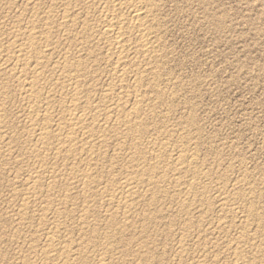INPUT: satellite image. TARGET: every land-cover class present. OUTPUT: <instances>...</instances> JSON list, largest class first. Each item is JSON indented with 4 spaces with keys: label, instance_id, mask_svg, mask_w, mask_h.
Instances as JSON below:
<instances>
[{
    "label": "bare ground",
    "instance_id": "1",
    "mask_svg": "<svg viewBox=\"0 0 264 264\" xmlns=\"http://www.w3.org/2000/svg\"><path fill=\"white\" fill-rule=\"evenodd\" d=\"M55 1L56 2H54L50 8L60 9V14L59 15H52L51 12L49 11V12H46L47 13L46 17L43 20H41L43 17L40 18V15H41L40 13H33V15L31 16L32 17L31 21L26 23V26L24 27L25 30L22 33L23 39H20V38H22L21 33H20V34L15 35V36L13 35L14 37H11V38L9 37L6 40L7 46H5V47L7 48V51H9L8 53H10L9 54L10 56L8 55L5 58L6 60H4V63H2L3 62V60H2V62H1L2 64H0V101L4 102L3 104H7L8 101H10V103H11L12 94H11V92H9L7 90L8 86L5 82H3V80L8 81L9 79H14V81H17V83L19 84L18 86L20 88L19 92H20L21 97L28 104V106L25 108V114H26V118H27L26 122L28 123V126H27V128L24 127V129L26 128V131H25L26 139L23 142L22 141L19 142L20 140H15V138L14 139L10 138L11 136L13 137V134H11L10 137L9 136L7 137L6 134L5 135L3 134V133H5L4 131L9 128L11 122L9 123L10 118L9 117H8L9 119L7 118V116H8L7 110L6 109L4 110V108H1L2 105L0 106V142H5L8 144L13 143V146H14V144H16V146L19 147V148L18 147L17 148L20 149L21 154L27 155V157L29 156L28 158L34 159L36 162L35 166L29 171V173L27 175V179L25 180V182L23 184L25 189L24 190L20 189V190H22V192L21 193L19 192L18 194L16 191H13L16 187L12 190L15 197L18 196L19 199L21 198L19 200V201H21L20 202L21 205L19 207L20 208L19 219L22 222L20 225H21V227L25 228V226H27L29 224V222H31L30 220L33 219L32 217L34 215L38 218V220L49 221V225H50L49 230H47V232L43 236L39 235L40 236V238L38 240L39 245H37V246L34 245L35 241H33V243H31V244H33V245H31L32 246L31 251H33V254H31L32 255L31 259H28L29 257H27V259H28L27 264H125V262H128L127 264H137V263H141V261L144 264H152L153 263L152 261H154L152 259H153V257L155 258V256H156V255L154 256V253H155L154 249H153V256L152 257H151V255L150 256L149 255L148 256L143 255L142 252L140 251L142 249H140L139 247L138 248L140 250H137V251H135L136 249L132 250V247H135L138 244L139 240L136 239L137 237L135 238L136 242H137L136 245H134L135 243L133 244V242L135 241L134 239H133L134 241L133 240L130 241L131 238L129 240H126L125 242L123 241V243L120 242L124 245V246H122L123 247L122 249L124 250V253L122 252V254L125 255L124 257L127 258V261L120 258V259H122V263H120L121 262L120 260H119L120 262H118V261L114 262L113 261L114 255L118 254L116 251L121 250V249H118L119 248L118 246H117L118 248H116L115 247L116 244H114V243H116V241H118L117 238L119 239V237L125 238L124 233L128 230V228L130 229L132 227L133 216L135 214L137 215V211H138L139 206L141 204L144 208H146L148 210L147 212L149 213L147 215L143 214L144 215L142 218L143 223H142V227H141L143 233L149 232L148 227H150L151 224H154L153 222H156V219L160 216L159 214H162V213H163V215L165 214L164 213L165 211L163 210V208L160 207L161 206L160 202L163 199L167 200L168 198L172 197L170 192L169 191L167 192V189H165V187L168 188L167 186L169 185L171 180L167 186H164V184H163L164 182H166V178H165V181L163 180V178L165 176L166 177L168 176V175H166L167 172L165 173L166 167H169L170 164L173 165L172 170H173L174 178L176 177L175 180H178L177 183L175 182V184L177 185L176 188H178L179 186L181 187L182 185H185V187L182 186V187H184L182 190L178 189L177 190L178 192L175 193V194H178V196L180 195L179 197L176 198V200L179 199L177 201L178 202L177 206L179 208V211H181L180 213H182V212L189 213L186 211H188L189 208H191L192 206L197 205V204H194L196 202V200H198V202L200 201L202 203V205H200L198 208L200 211L204 210V209H206V211H208L211 208V200H210L211 198H209L210 196L208 197L209 193L207 191L208 186H210V185H208L207 187L203 186V188H202L203 191H201L202 185L197 183L198 182L197 180H199V178L202 177V174H201V172H199L200 168L198 170L199 166L197 164V162H198L196 160L197 158L195 159V156H196V155H194L195 152L192 153L193 151L191 152V150L188 149L191 147H187L186 146L187 144L185 145L184 143L181 142L182 146H183V144L185 146H183V148H181V149L179 148L180 150L177 149L178 150L177 153L175 155L172 154L174 156H172V155L169 156L170 155L169 153H167V154H169V155H167V154H165V151L163 152L162 150L165 149V147L167 146V143H168L167 141L170 138L157 136L156 139L153 141L154 143L152 142L153 143L152 148H154V146H156V148H158L157 149L158 154L156 152L157 155L152 156L155 158H153V159H152V157H151V159L149 158L151 160V163H148L150 160L147 161L148 156L146 158V155L144 154V151L142 150V149H144L141 145V143L143 141L142 139H144L149 134V131H148L149 127H148V125L147 126L145 125V123H147V121H148V119H146V116H148L149 114L148 115L146 114V116H145V119L147 121L146 120H145L146 122L143 121V116H144V113L146 111L144 109L145 102L149 103L148 100L147 101L145 100V99H147L145 96V93L148 92V91H146V89H147L146 87H147V85L150 84V83H148V84L146 83L147 85L145 84V82H147L149 80V79L147 80L146 77L150 74H151V76L154 75V77H152V78H155V79H157L158 76H161V75L157 76V67L156 66L155 67L153 66L154 68L151 67V64H152L151 59L158 56L157 54L161 50L162 45H163L161 42V39L159 37L160 33H158V32H160V27H159V24H158L157 19H156V12H158L159 3H157L158 2L157 0H55ZM23 2H24V0H23ZM13 3H15V2H13ZM21 3H22V1H21ZM28 5L31 7L32 10H35V9L37 10V8L40 10L39 5H41V0H31V1H29ZM48 7H46V8L48 9ZM24 8H25V6H24ZM41 12H42V14L45 13L42 10H41ZM45 14H44V16H45ZM18 29H19V27H18ZM54 29L55 30L57 29L56 32L63 31L65 33L64 35L66 38L65 39L66 42H68L70 44V46L73 47V49L75 47L76 51L78 52L77 56L75 54L76 52L74 53V55L76 57L71 58V57H69L70 55L69 56L67 55V56L63 57V59L61 58L62 60L59 62V66L57 68L58 71L56 73L53 72V71H55V69H53V70L51 69V71H49L48 69L46 70V65L49 63V62L47 63L46 59L47 58L49 59L48 55L51 52L53 53L54 45L56 43L55 38H54V36H55L54 33H56V32H54L55 31ZM56 34H58V33H56ZM19 35H20V37H19ZM57 39H58V37H57ZM41 44H42V46L45 44L44 50H43V47H41ZM100 46H104V48H106V52L109 51V54H111L110 52H112L115 55L116 63H114L113 64L114 66L113 65L112 66H113V69L115 71L114 75L117 74V76L115 77V78H117L116 81H117V83L119 82V84H120L118 94H116V92L114 90H108V89L104 93L103 99H105V101L107 103L109 102L110 104L108 105V107H106V108L104 107V111L102 109L103 113H101L102 111H100V108H99L102 106L95 105V103H94L95 101L93 102L92 96H90L91 93L94 92V90L92 92V88L93 87L95 88V86H94L95 84L93 83V79H94L92 77L93 75L91 74V77L93 78L92 80L89 77L90 75H88V73H89L88 69L93 68L94 66L96 67V65H98L97 61L99 60V58L97 57L98 60L96 59V56H94L93 51H95L99 48L103 49V47H100ZM3 47H4V45H3ZM100 51H102V50H100ZM57 52H59V51H57ZM65 52H67V51H65ZM82 52H85L86 54L82 55L83 54ZM98 53H100V52H98ZM98 55H99V57H103V56H100V54H98ZM51 56H52V54H51ZM51 59H53V57ZM109 59H114V58H111V55H110ZM155 59H157V58H155ZM104 60L107 61L108 59H105V57H104L103 61ZM149 60H151V62H149ZM100 62H102V61H100ZM100 62H99L98 66H102V65H100ZM111 62L112 61H110V64L108 66H111ZM137 62H141V63L144 62L145 64L143 66L141 63H139L143 67H137L136 69L133 66V68L135 69L133 72H131L133 74L129 75L130 72H128L129 74H127L125 72L126 71L125 68H128L127 67L128 64L130 65V63H133L135 65V64H137ZM105 63L106 62H104V64ZM56 64L58 65L57 62H56ZM51 67L53 68V66H51ZM54 68H55V66H54ZM129 68H131V67L129 66ZM90 70H92V69H90ZM130 71H132V69H130ZM94 73H95V71H94ZM96 73H98V72H96ZM94 77H96V76H94ZM114 79H112V81ZM158 80L159 79H157V81ZM153 81H154V79H153ZM52 82L55 83V85H56L55 87L53 84H51ZM100 82H102V81H100ZM113 82H115V80ZM150 82H151V80H150ZM117 83H115V84H117ZM157 83H155L156 86L158 85ZM129 84L132 85L131 86V88L133 89V90H131L132 94H129V92L127 93V92H125L126 90L125 91L123 90V89H125V85L130 86ZM153 84L154 83H151L150 85H153ZM155 84H154V86H155ZM154 86H152L153 89H154ZM150 87H148V88H150ZM100 88H102V87H100ZM126 88H127V86H126ZM131 88H128V90H130ZM156 88L158 89V87H156ZM110 89H111V87H110ZM162 89H164V88H162ZM151 92H153L152 89H151ZM100 94H102V92H100ZM157 94L159 95V92ZM146 95H148V94H146ZM13 96H15V95H13ZM144 96H145V99H144ZM12 100H14V99H12ZM99 100H102V99L99 98ZM100 103H103V102H100ZM152 107H154V106H152ZM155 107H156V105H155ZM150 108L151 107H149V109ZM151 114H152V112H151ZM7 119H8V121H7ZM150 119H152V118H150ZM191 119L193 122V118H191ZM8 123H9V125H8ZM163 125H164V123H163ZM163 127H165V126H163ZM8 130L13 131V128L8 129ZM15 131H17V130H15ZM15 131H13V132H15ZM107 131H108V133L105 134V132H107ZM9 132H11V131H9ZM166 132H167V130H166ZM188 132H190V129ZM168 133H169V130H168ZM173 133H174V131H173ZM190 134H191V132H190ZM109 137H110V140L117 143L121 149H126V147L128 145H130L129 147H131V149L129 148L130 151H129V153H127L126 156L121 152V150H120V152L116 151L113 154L111 161L109 162L110 164H107L106 167H109L108 165H110V169H111L114 165H117V163L122 162L123 159H127L128 160L127 163H129L131 165V167L129 165V168H128L129 170L127 169V171L125 172V175L122 176L123 181H121L119 183V185H117V184L120 181V179L117 178L119 180L118 182L114 179H111L110 180V186H108L109 189L106 187L109 190L108 193L103 194L102 191H100L101 186L99 183L103 182L102 177H104L105 174L103 172L101 173L99 171V169H98V171H95V170H96V167L101 162L104 163L108 157L107 153L104 150H106L107 147H110L109 146L110 140L108 139ZM186 137H187V135H186ZM182 139H183V137H182ZM198 142H199V140H198ZM143 143H144V141H143ZM111 147H112V145H111ZM146 147L148 149V146H146ZM179 147H181V144L179 145ZM177 148H178V146H177ZM185 148L188 150H186ZM192 150H194V149H192ZM13 153L11 150H5V149H4V151H0V164L5 160L11 159L13 157ZM18 153H19V151H18ZM154 153H155V151H154ZM18 159H19V157H18ZM18 159L16 158V160H18ZM12 160H13V158H12ZM69 160L70 161L76 160V162H77V160H80L81 166L76 165L77 167H72V168L70 166L69 167V169L71 168V172L69 171L70 176H68V178H66V180L64 182V181L59 180L58 177L54 175L55 166L52 165V162L53 161H56V162L60 161L61 165L62 164L66 165V162H68ZM218 160H220V159H218ZM56 162H55V164H56ZM76 162L73 161L72 162L73 165ZM69 163H71V162H69ZM69 163H68V165H69ZM59 165H56V166H59ZM94 166H95V170L92 169ZM202 167L203 166H201V169H202ZM242 167H243V165H242ZM115 168H117V167H115ZM169 168H171V167H169ZM123 169H124V167H123ZM238 170H239V168H238ZM105 171H106V169H105ZM111 171H113V173L115 172L114 170H111ZM170 172H171V170H170ZM15 173H17V172H15ZM108 173H110L109 175L112 174L111 172H108ZM108 173H106V174H108ZM164 173H165V176H164ZM184 175L185 176L187 175V177L190 178V180H189L190 182L183 181L181 183V181H180L181 177H184V179H182V180L188 179ZM208 175L210 177V174H208ZM6 177L8 178V176H6ZM18 179H19V177H18ZM169 179H171V178L169 177ZM242 179H243V177H242ZM1 182L2 181H0V183ZM61 183L62 184L65 183L66 185L63 186L64 185L63 184L62 185L63 187H61ZM7 184H9V183H7ZM201 184H204V181ZM72 185H73V187H72ZM8 186H10V185H8ZM75 186H76V188H75ZM173 186H174V184H173ZM237 186H238V184H237ZM237 186L235 185V189ZM243 186H245V185H243ZM260 186H261V184H260ZM230 188H231V186H230ZM242 188H244V187H242ZM246 188H247V186H246ZM75 190L79 191V193H82L83 199L82 198L81 199L83 200V202L85 204V207H84V205H82L84 208L81 209L82 210L81 212H79L80 215L77 214L80 216V219L82 220V221H80L81 223H79V222L78 223L82 225V226H80V227H82V228H80V231H82L81 233L84 235L83 237H81V239H80V237H78L79 241H76V240L74 241L73 238H71L69 236L72 234L71 232H70L71 234L69 233V235H68V230H67L66 225H65V223L66 224H68V223L64 222L65 221L64 218H66V216L68 215L67 212H69V210H70V209L68 210V208H69L68 206L70 205V203H71V205L73 203L72 201H73L74 196H75V195H73V191H75ZM144 190L148 191L149 193L148 192L143 193ZM170 191H171V189H170ZM239 191H241V190H239ZM245 191L243 190V192H245ZM92 192L93 193L95 192L94 194L97 193L95 197L91 195ZM104 192H106V191H104ZM223 192L227 194V192H225V191H223ZM232 192H233V194H232L233 196L231 195V198L233 197V200L230 199L231 201H233L232 203H229L226 199H224V198L228 197V196L223 197L225 194L224 195H218L219 197L220 196L223 197L220 200L218 199L219 200V202H218L219 203V210L223 214L230 213L232 210H234L235 209L234 206L237 203L236 201H239L240 199L243 198V196H242L243 194H240V192H237V191H232ZM60 193H62V194H60ZM246 193H247V191H246ZM248 193H250V192L248 191ZM13 194H12V196H13ZM57 195H59V196L61 195V197H60L61 200H58V201L56 200V199H59V197L57 198ZM18 197H16V198H18ZM248 197H249V195H248ZM6 198H8V197H6ZM39 198H40V201L42 200L41 201L42 204L40 203L41 206H36V204H37L36 201ZM250 198H248V200H250ZM8 199H10V198H8ZM99 200H102V201L104 200V202H106L104 204H106L107 209L103 208L104 210H106V213H103V215L106 214L105 216H102V209H100L98 211L96 210V204L98 203ZM57 202H59V203H57ZM240 202H241V200H240ZM244 202H245V200H244ZM250 202L253 203L252 200ZM43 204H44V206H43ZM237 204H240V203H237ZM242 204H243V202H242ZM73 205H74V203H73ZM76 205H74V206H76ZM97 205H99V204H97ZM254 205H252V206H254ZM240 207L241 206H239V208ZM73 208L71 210L72 212L74 210ZM243 208H244V206H243ZM97 209H98V206H97ZM146 209H144V210H146ZM240 209H238V210H240ZM241 210H243V209H241ZM244 210H245V208H244ZM99 211H100V213H99ZM257 211H258V209L256 207L255 208L250 207L248 210H245L246 214H244L245 216L243 217V222L245 224H244V226L242 225L243 227L241 228V232L239 234L240 236L238 238H236V240L234 239V241L229 242V243H231L230 244V250L232 252L231 253L232 259L230 262H228V264H252V262H255V260H261L264 258L262 256L261 257L258 256V258H257V256H255V250H256V248H259V247H257L258 242L256 241L255 238L251 237L248 234V231H250V229L248 227H250L254 223L255 224L257 223L259 225L263 223L264 218H262V217L260 218V215H258ZM71 213H70V215H71ZM233 213H234V211H233ZM70 215L68 218H71ZM74 215H76V214H74ZM138 217L139 216H137V218ZM98 218H102V219H100V221H99ZM190 218H192V217H190ZM225 218L228 219V217H226V216H225ZM229 218H230V215H229ZM200 220H202V219H200ZM98 221H99V223H98ZM102 221H104L103 226H98L97 224H100V222H102ZM26 222H28V224ZM201 222H204V221H201ZM39 223H40V221H39ZM41 223L43 224V222H41ZM134 223H137V222H134ZM200 223H198L199 226H201ZM171 225H173V222L171 223ZM194 225L195 224H193L190 220H186L185 225H184L186 228H183L184 231L182 233L180 232L181 234H179V236H178V244H176V245H179V249H180L181 253H184L185 251L188 252V248H187L188 243H189L188 240L190 241V239H192L194 237V232H193V230H191L194 227ZM216 225H218V228H223V229L224 228L228 229V227L230 228V226L227 227V222H224V220L219 221L218 224H216ZM43 226H45V225H43ZM46 226H47V224H46ZM17 227H18V225H17ZM41 227H42V225H41ZM77 228L79 230V227H77ZM216 229L217 228H215V230ZM152 230H151V232H152ZM203 230H205V229H203ZM19 232H20V229L17 233L19 234ZM128 232H130V230L127 231L126 233H128ZM142 232L138 233V234H143ZM205 232H207V230H205ZM198 233H199L198 236H201L200 235L201 231ZM13 234H14V232H13ZM35 235H37V234H35ZM145 235H147V234H145ZM141 236L142 235H140V237ZM170 236L172 237V235H170ZM195 236H196V234H195ZM262 236H263V234H262ZM9 237H10V235H9ZM18 237L20 238V235ZM131 237H132V235H131ZM148 237H149V234H148ZM3 238H1V239H3ZM146 239L147 238H145V241L147 242ZM196 239H197V237H196ZM254 239H255V242H254ZM140 240H142V238ZM192 241L194 242V239ZM4 242H5V240H3V243L1 242L2 243L1 245H3ZM259 242H261V241H259ZM12 243H13V241H12ZM118 243H119V241H118ZM261 243L263 245L264 242H261ZM5 244H6V242H5ZM141 244H142V242H141ZM194 244H196V243H194ZM197 244H198V242H197ZM145 245H147V244H145ZM149 246H151V245H149ZM193 246H195V245H193ZM6 247H7V245H6ZM218 247H221V246H218ZM120 248H121V246H120ZM149 248H151V247H149ZM179 249L177 251H179ZM259 250H260V248H259ZM263 250H261V251H263ZM4 251H6V250H4ZM96 251L99 254V255H97V253H95L96 256H98V258L97 259L95 258L96 260L95 261L93 260L94 262L93 261L91 262L90 261L91 257L88 258L89 257L88 255L90 253L92 254L93 252H96ZM261 251H259V252L262 253ZM144 252H145V247H144ZM202 252H204V251H202ZM223 252H225V251H223ZM0 254H2V253H0ZM119 254H121L120 251H119ZM150 254H152L151 251H150ZM94 255H92V256H94ZM207 255H208V253H207ZM207 255H206V257H207ZM188 256H190V255H188ZM3 257L4 256H2V258ZM118 257H120V256L117 255V258ZM128 257H130V259H132V260L130 261L128 259ZM217 257H219V255ZM93 258L94 257H92V259ZM181 258H183V257L181 256ZM229 258H230V256H229ZM0 259H1V257H0ZM157 259H159V257ZM2 260H4V259H2ZM158 261L155 263H159ZM174 261H175V258H174ZM183 261L184 260H182L180 262L183 263ZM24 262H26V260ZM167 263L169 264L168 261H167ZM206 263L201 260V261H197L196 263H193V264H206ZM210 264H212V263H210Z\"/></svg>",
    "mask_w": 264,
    "mask_h": 264
},
{
    "label": "rangeland",
    "instance_id": "2",
    "mask_svg": "<svg viewBox=\"0 0 264 264\" xmlns=\"http://www.w3.org/2000/svg\"><path fill=\"white\" fill-rule=\"evenodd\" d=\"M21 1H22V3H21ZM29 1H31V0H27V1L24 0V2H23V0H16V1L15 0H0V37H1L0 38V42H1L0 43V64L4 63V60H6L5 58L10 54V53H8L9 51H7V48L5 47V46H7L6 40L9 37L10 38L14 37L15 35H18L20 33L22 36V33L25 30L24 27L26 26V23L31 21V18H32L31 16L33 15V13H40L41 14L40 18L43 17L41 20H43L46 17V15H47L46 12H49V11L51 12L52 15H59L60 14V9L54 8L55 9L54 10V9L50 8L52 6V4L54 2H56L55 0H45V1L41 0V5H39L40 10L38 8H37V10L36 9L32 10L31 7L28 5ZM157 1H158L157 3H159V8H158V12H156V19H157V22H158L159 27H160V32H158V33H160L159 37H160L161 42L164 46L162 45L161 50L157 54L158 56L155 57L157 59L152 58L151 59L152 62H151V60H149V62L152 63L151 67H153V66L157 67V76L158 75H161V76H158V78H157V79H159L158 81H157V79L152 78V77H154L153 74H152L153 76H151V74H150L147 76L148 78L146 77V79L147 80L149 79V80L148 81L146 80L147 82H145V84L146 83L147 84L148 83H150V84L154 83L155 84L158 82L157 83L158 85L156 86V84H155V86H154V84L153 85H150V84L147 85L146 84L147 85L146 88L148 89V90L146 89V91H148V92L145 93V96L147 99H145V96H144V99L146 101L148 100L149 103L145 102L144 109L146 111L144 110L145 113L143 116V121L148 119V121L146 120L147 123H145L146 121L144 123L146 126L148 125V127H149L148 128L149 134H148V136H146L147 138L145 137L144 139H142L144 141V143L141 140L142 141L141 145L145 149V150L144 149H142V150L144 151L146 158L148 156L147 161L150 160L152 156H156L158 154V151H157L158 148H156V146H154V148H152V146L154 143L153 141L156 139L157 136L170 138L167 141L168 142L167 146L168 145L169 146L168 147L166 146L165 149L162 150L163 152L165 151V154L169 153L170 155L167 154L169 156H171L172 154L175 155L178 151L177 149L183 148V146H185L186 144H187L186 145L187 147H191L188 149L191 150V152L193 151L192 153L195 152V154H194V155H196L195 159L197 158L196 160L198 161L197 164L199 166L198 170L200 168L201 171L199 170V172H201V174H202V177L199 178V180H197L198 182L197 181L196 182L199 183L200 185H202L201 189L203 188V186L207 187L208 185H210V186H208V190H207L209 194L208 193L207 194H208V197L210 196L209 198H211L210 199L211 200V208L208 211H206V209L200 211L198 208L200 205H202V203L200 201L198 202V200H196V202L195 203L193 202V203L197 204V205L192 206L191 208H189L188 211H186L189 213H185V212L180 213L181 211H179V208L177 206V203H178L177 201L179 199L176 200V198L179 197L180 195L178 196V194H175V193L178 192L177 191L178 189L182 190L185 187V185H182L184 187L179 186L180 188L179 187L176 188L177 185L175 184V182L177 183L178 180H175L176 177L174 178V174H173V170H172L173 165L170 164L169 167H171V168L166 167L165 173L167 172L166 175H168L171 179H169L168 176L166 177L165 173H164L165 177L163 178V180L165 181V178H166V182H164L163 184H164V186H167L171 180V182H170L171 184L169 183V185L167 186L168 188L165 187V189H167V192L168 191L170 192L172 197H170L171 199L168 198L167 200L163 199L160 202V204H161L160 207L163 208V210L165 211L164 212L165 214L164 215H163V213L159 214L160 215L158 217L159 219L157 218L156 222H153L154 224H151L150 227H148L149 232L143 233L142 228H141L142 223H143L142 218L145 214L147 215L149 213L147 212L148 210L146 208H144L141 204L139 206L138 211H137V215L135 214L134 215L135 217L133 216L132 227L130 229L128 228V230H127V231L130 230V232L126 233L127 232L126 231L124 233L125 235L123 234L125 236V238L119 237V239L117 238L119 243H118V241H116V243H114V244H116L115 247L116 248L119 247L118 249H121V250L116 251L118 254L114 255L113 261L114 262H117V261L120 262L121 261L120 263H122V259L127 261V258L124 257L125 255L122 254V252L124 253V250L122 249L123 248L122 246H124V245L122 243H123V241L125 242L126 240H129L131 238L130 241L133 239L135 240V241L133 240L134 241L133 244L135 243L134 245L137 244L136 239L139 240L138 244L135 246L136 248L132 247V250L136 249L135 251H137V250L142 249L143 251L142 250H140V251L142 252L143 255H147V256L151 255V257H152L153 256V249H154V252H155L154 256L155 255L156 256H155V258L153 257L152 260H154V261H152L153 262L152 264H168L167 261L169 262V264H193V263H196L197 261H201V260L204 261L205 263L207 262L206 264H210V263H212V264H216V263L217 264H228V262H230L232 259L231 258L232 252L230 250V244L231 243H229V242L234 241V239L236 240V238H238L240 236L239 234L241 232V228L245 224L243 222V217L245 216L244 214H246L245 210H248L250 207H254V208L256 207L258 209L257 212H258V215H260V218L261 217L264 218V182H263L264 181V0H157ZM13 2H15V3H13ZM24 6H25V8H24ZM46 7H48V9ZM41 10L46 13V14L44 13L45 16H44V14H42ZM18 27H19V29H18ZM56 30L54 32H56ZM56 33H58V34H56ZM56 33H54V35H55L54 38H55L56 43L54 45L53 53L51 52L48 55L49 59L48 58L46 59L47 63L49 62L46 65V70L48 69L49 71H51V69L52 70L55 69V71H53L54 73H56L58 71L57 68L59 66V62L63 59V57L70 55L69 57L72 58V57H76L78 55L76 48L74 47V49H73V47L70 46V44L68 42H66V40H65L66 38L64 35L65 33L63 31L56 32ZM19 37H20V35H19ZM57 37H58V39H57ZM20 39H23V36ZM3 45H4V47H3ZM44 46H45V44L43 46L41 44V47H43V50H44ZM100 47H103V49L99 48L93 52H94V56H96V59L98 60V58H99V60L97 61L98 65H99V62L102 61V62H100V65H102V66L96 65V67L94 66L93 68H90L92 70L88 69V72H89L88 75H90L89 77L91 80L94 78L93 83L95 84V85L93 84L95 86V88L94 87L92 88V92L94 90L95 93L94 92L91 93L90 96H92V99H93V100L92 99L91 100L93 102L95 101L94 102L95 105L102 106V107H99L100 111H102V109L104 111V107L106 108L110 104L109 102L107 103L105 101V99H103L104 93L108 89V90H114L116 92V94H118L120 84H119V82L117 83V81H116L117 78H115L117 76V74L115 73L116 75H114L115 71L113 69V66H114L113 64L116 63L115 55L112 52H110L111 54H109V51L106 52V48H104V46H100ZM100 50H102L103 52ZM57 51H59V52H57ZM65 51H67V52H65ZM98 52H100V53H98ZM74 53L76 54V56L74 55ZM82 53H81L82 55L86 54L85 52H82ZM51 54H52V56H51ZM98 54H100V56H103V57H99ZM110 55H111V58H114V59H109ZM52 57H53V59H51ZM104 57H105V59H108L107 60L108 62L105 60L103 61ZM2 60H3V62H2ZM109 60L112 61L111 62V66L113 65L112 67L108 66L110 64ZM55 61L58 63V65L56 64ZM104 62H106V63L104 64ZM139 63H141V62H137V64H135V65L133 63H130V65L128 64L127 67L129 68V66H130L131 68H129V69L125 68V70H126L125 72L127 74H129L128 72H130L129 75H131V74H133L131 72H133L137 67H143L145 64L144 62H142L141 63L143 65L142 66ZM154 63L155 64L157 63V64L155 65ZM50 65L53 66V68ZM54 66H55V68H54ZM133 66L135 69L133 68ZM130 69H132V71H130ZM94 71H95V73H94ZM96 72H98V73H96ZM91 74L93 75L92 76L93 78L91 77ZM94 76H96L97 78ZM112 79H114L115 82H113L114 80L112 81ZM153 79H154V81H153ZM150 80H151V82H150ZM100 81H102V82H100ZM3 82H5L7 84V86H8L7 90L9 92H11L12 98H11V103H10V101H8L7 104H3L4 102L0 101V103H1L0 106L2 105L3 107L1 106V108H4V110L6 109L8 112L7 118L9 117L10 118V119L8 118L9 123L11 122L8 129L13 128V131L17 130L15 132H13L12 130L6 129L4 131L5 133H3V134L4 135L6 134L7 137L8 136L10 137L11 134H13V137L11 136L10 138H13V139L15 138V140H20L19 142H21V141L23 142L26 139L25 131H26V128L28 126V123L26 122L27 118H26V114H25V108L28 106V104L20 95V92H19L20 88L18 86L19 84L17 83V81H14V79H9L8 81L3 80ZM55 83L52 82L51 84H53L55 87L56 86ZM115 83H117V84H115ZM126 86H127V88H126ZM131 86L132 85H130V86L125 85V89H123V90L124 91L126 90L125 92H127V93L129 92V94H132L131 90H133V89L131 88ZM152 86H154V89ZM100 87H102V88H100ZM110 87H111V89H110ZM148 87H150V88H148ZM156 87H158V89ZM128 88H131V89L128 90ZM162 88H164V89H162ZM151 89L153 90L154 93L151 92ZM157 91L159 92V95L157 94L158 93ZM100 92H102V94H100ZM146 94H148V95H146ZM13 95H15V96H13ZM99 98L102 100H99ZM12 99H14V100H12ZM100 102H103V103H100ZM155 105H156V107H155ZM152 106H154V107H152ZM149 107H151V108L149 109ZM103 111L101 113H103ZM151 112H152V114H151ZM146 114L147 115L149 114V115L146 116ZM145 116H146V119H145ZM150 118H152V119H150ZM191 118H193V122H192ZM8 119H7V121H8ZM9 123H8V125H9ZM163 123H164V125H163ZM163 126H165V127H163ZM24 127H26V128L24 129ZM189 129H190L191 134H190V132H188ZM166 130H167V132H166ZM168 130H169V133H168ZM9 131H11V132H9ZM173 131H174V133L175 132L176 133L174 134ZM106 133H108V131L105 132V134ZM186 135H187V137H186ZM182 137H183V139H182ZM108 139L110 140V137ZM198 140H199V142H198ZM109 142L111 143V144L109 143L110 147H107L106 150H104L108 156L106 161L104 160L105 161L104 163L101 162L96 167V170H95V166L92 168L95 171H98V169H99V171L101 173L103 172L105 174V176L102 177L103 180L101 179L103 182L99 183L101 186L100 191H102L103 194L108 193V191H109L108 186H110V180L111 179H114L117 182L119 181L118 179H120V181L118 182L117 185H119V183L121 181H123L122 176L125 175V172L127 171V169L129 168V165H130L129 163H127L128 162L127 159H123L122 162L117 163V165H114L112 167L113 169L112 168L110 169V165H108L109 167H106L107 164H110L109 162L111 161V158L116 151L120 152V150H121V152L126 156L127 153H129V151L131 149V147H129L130 145H128L127 146L128 148L126 147V149H121L120 146L117 143H115L114 141L110 140ZM181 142L184 143L185 145L183 144V146H182ZM11 144H8L5 142H0V151H4V149H5V150H11L12 153L14 152L13 157H12L13 160L11 158V159L3 161L0 164V171H1L0 172V181H2L0 183V200H1L0 201L1 202L0 203V213H1L0 214V236H1L0 237V246H1L0 247V253H2V254H0V257H1L0 264H27L28 259H31V256H32L31 254H33V251H31L32 250L31 245H33V244H31V243H33V241H35L34 245H36V246L39 245L38 240H39L40 236H43L47 232V230H49L50 225H49V221L38 220V218L35 215L32 217L33 219L30 220L31 222H29V224H28V222H26L28 224V225L26 224L28 227L25 226V228H24V227H21V225H20L22 223L19 219V214H20L19 213L20 212L19 207L21 205L20 204L21 201H19V200L21 198L19 199L18 196H16V197H18V198H16L13 194V191H16L18 194L19 192L21 193L22 190L25 189L23 184H24L25 180L27 179V175H28L29 171L35 166L36 162L34 159L28 158L29 156L27 157V155L21 154L20 149H18L19 147L16 146V144H14V146H13V143H11ZM180 144H181V147H179ZM111 145H112V147H111ZM145 145L148 146V149ZM177 146H178V148H177ZM188 149H186V150H188ZM192 149H194L195 151ZM18 151H19V153H18ZM154 151H155V153H154ZM156 152H157V154H156ZM174 155H172V156H174ZM18 157H19V159H18ZM16 158L19 161L16 160ZM153 158H155V157H152V159ZM218 159H220V160H218ZM73 161L76 162V160H71V161L69 160L68 162H66V165L62 164L63 166L61 165L60 161H57V162L51 161L52 165L55 166L54 175L57 176L59 180L65 182L66 178H68V176H70L69 171L71 172V168L77 167L76 165L81 166L80 160H77V162L74 165L72 163ZM55 162H56V164H55ZM69 162H71L72 164ZM68 163H69V165H68ZM148 163H151V160ZM56 165H59V166H56ZM242 165H243V167H242ZM70 166H71V168L69 169ZM201 166H203L202 169H201ZM115 167H117V168H115ZM123 167H124V169H123ZM130 167H131V165H130ZM238 168H239V170H238ZM105 169H106V171H105ZM111 170H114L115 172L113 173V171H111ZM170 170H171V172H170ZM107 171L111 172L112 174L109 175L110 173H108ZM15 172H17V173H15ZM106 173H108V174H106ZM208 174H210V177ZM6 176H8V178ZM17 176L19 177V179ZM185 177L188 179L182 180V179H184V177H181L180 178L181 180L179 179L181 181V183L183 181L190 182L189 181L190 178L187 177V175ZM242 177H243V179H242ZM203 181H204V184H201V183H203ZM7 183H9V184H7ZM172 183L174 184V186ZM236 183L238 184V186ZM63 184L61 183V187L66 185L65 183H63ZM242 184L245 186H243ZM260 184H261V186H260ZM8 185H10V186H8ZM235 185L237 186L236 189L238 188L241 191H239L238 189L236 190ZM230 186H231V188H230ZM241 186L244 188H242ZM246 186L248 189L246 188ZM72 187H73V185H72ZM75 188H76V186H75ZM20 189H22V190H20ZM170 189H171V191H170ZM243 190L244 191L246 190L247 193H246V191L243 192ZM75 191H73V195H75V196H74V199L72 202L74 203V205H76V204L77 205L74 206L73 203H72V205L70 203V205L68 206L69 207L68 210L70 209L69 210V212H70L72 210V208L74 207L73 212L71 211L73 214L70 212L71 213V215H70V213L67 212L68 215L66 216V218H64V220H65L64 222L68 223V224L65 223L66 228L68 230V235L71 232L72 234L70 233L71 235H69V236L71 238H73L74 241L75 240L79 241L78 237H80V239H81V237L84 236L81 233L82 231H80V228H82L80 226H82V225L79 223H81L80 221H82V220L80 219L79 212L82 211L81 209H83L85 207V204L82 200L83 199L82 193H79V191H76V192ZM104 191H106V192H104ZM201 191H203V189ZM223 191L227 192V194L224 193ZM232 191L240 192V194H243L242 195L243 198L240 199L241 202H240V200L236 201L237 203H240V204H237L235 202L236 204L234 206V208H235L234 210H232L230 213L223 214L219 210V203L218 202L221 198H223L225 196L226 197L230 196L229 198L227 197L224 199H226L229 203H232L233 202V201H231V200H233V197L231 198V195L233 194ZM248 191L250 193H248ZM147 192L148 191L144 190L143 193H147ZM94 193L92 192L91 195L95 197L97 193L96 194H94ZM12 194H13V196H12ZM60 194H62V193H60ZM218 195H224V196L219 197ZM248 195H249V197H248ZM6 197H8L10 199H8ZM58 197H59V199H56V200L57 201L61 200V198H60L61 195L60 196L57 195V198ZM247 197L248 198L253 197V198L252 199L250 198V200H248ZM244 200H245V202H244ZM251 200L253 203L250 202ZM37 201H36V203H37L36 206H41L42 200L40 201V198H39ZM242 202H243V204H242ZM57 203H59V202H57ZM104 203H106V202H104V200L103 201L99 200L97 203L99 205L96 204V210L97 211L102 209V216L106 215V214L103 215V213H106V210H104V209L105 208L107 209V206ZM82 205H84V207ZM252 205H254V206H252ZM43 206H44V204H43ZM97 206H98V209H97ZM239 206H241L240 208L243 210L245 208V210L244 211L241 210L239 208ZM243 206H244V208H243ZM144 209H146V210H144ZM238 209H240L241 211ZM233 211H234V213H233ZM99 213H100V211H99ZM74 214H76V215L79 214V215L76 216ZM69 215L71 218H68ZM229 215H230V218H229ZM137 216H139L138 217L139 219L137 218ZM225 216L228 217V219H226ZM190 217H192V218H190ZM100 219H102V218H98L99 221H100ZM200 219H202V220H200ZM186 220H190L193 224H195L193 227L194 229L193 228L191 229L194 232V237L192 239H190V241L188 240V242H189L188 247H187L188 252L185 251L184 253H181L180 249H179V245H176V244H178L179 234H181L184 231L183 228H186L184 226ZM223 220H224V222H227V227L230 226L231 229L229 227H228V229L218 228V225H216V224H218L219 221H223ZM39 221H40V223H39ZM99 221H98V223H99ZM201 221H204V222H201ZM41 222H43V224ZM134 222H137V223H134ZM172 222H173V225H171ZM198 223H200L201 226H199ZM46 224H47V226H46ZM103 224H104V221L100 222V224H97V225L103 226ZM17 225L19 228L17 227ZM41 225H42V227H41ZM43 225H45V226H43ZM77 227H79V230ZM215 228H217V229L215 230ZM248 228L250 229V231H248V234L251 237L256 239V241L258 242L257 247L260 248V250H259V248H256L255 256H257V258H258V256L264 257V250H263L264 249V246H263L264 243H263V245L261 243V242H264V239H263L264 238L263 237L264 236V219H263L262 224L259 225L257 223L256 224L254 223L253 225H251ZM19 229H20V232L18 234L17 232L19 231ZM203 229H205V230H207V232L208 231L209 232L207 233ZM151 230H152V232H151ZM200 231H201V234H200L201 236H198V234H199L198 232H200ZM13 232H14V234H13ZM141 232L144 235L138 234ZM35 234H37V235H35ZM145 234H147V235H145ZM148 234H149V237H148ZM195 234H196V236H195ZM262 234H263V236H262ZM9 235H10V237H9ZM19 235H20L21 239L18 237ZM131 235H132V237H131ZM140 235H142L144 238L142 236L140 237ZM170 235H172V237ZM196 237H197V239H196ZM1 238H3V239H1ZM141 238L143 241L140 240ZM145 238H147L146 239L147 242L145 241ZM193 239H194V242L192 241ZM255 239H254V242H255ZM3 240H5L6 244L4 242V244L1 245L3 243ZM258 240L261 242H259ZM12 241H13V243H12ZM196 241L198 242V244ZM120 242H122V243H120ZM141 242H142V244H141ZM194 243H196V244H194ZM145 244H147V245H145ZM6 245H7V247H6ZM119 245L121 246V248ZM149 245H151V246H149ZM193 245H195V246H193ZM218 246H221V247H218ZM144 247H145V252H144ZM149 247H151L152 249ZM178 249H179V251H177ZM4 250H6V251H4ZM261 250H263V251H261ZM119 251L121 254H119ZM150 251L152 254H150ZM202 251H204V252H202ZM223 251H225V252H223ZM259 251H261L262 253H260ZM95 253H97V255H99L98 252L96 251V252H93L92 254L90 253L88 255L89 257L87 256L88 258L91 257V259H90L91 262L93 260L95 261L98 258V256H96ZM207 253H208V255H207ZM205 254L207 255V257ZM217 254L219 255V257H217L218 256ZM92 255H94V256H92ZM117 255L120 256V257H118L119 259L117 258ZM180 255L183 258H181ZM188 255H190V256H188ZM2 256H4V257L2 258ZM229 256H230V258H229ZM27 257H29V258L27 259ZM92 257H94V258L92 259ZM158 257H159V259H157ZM120 258H122V259H120ZM174 258H175V261H174ZM2 259H4V260H2ZM128 259L130 261L132 260V259H130V257H128ZM25 260H26V262H24ZM156 260L157 261L159 260L158 261L159 263H155V262H157ZM182 260H184L183 263L180 262ZM127 263L128 262H125V264H127ZM254 263L255 264H264V258L261 260H255V262H252V264H254ZM137 264H144V263L141 261V263H137Z\"/></svg>",
    "mask_w": 264,
    "mask_h": 264
}]
</instances>
